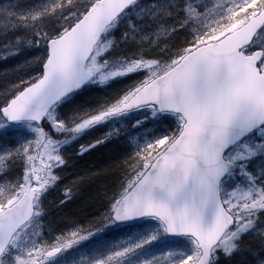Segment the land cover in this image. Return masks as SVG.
Returning <instances> with one entry per match:
<instances>
[{
	"label": "rangeland",
	"instance_id": "obj_1",
	"mask_svg": "<svg viewBox=\"0 0 264 264\" xmlns=\"http://www.w3.org/2000/svg\"><path fill=\"white\" fill-rule=\"evenodd\" d=\"M64 1H39L31 21L35 23L37 18L52 16ZM27 5L33 6L30 0L24 6ZM16 6V0H0V38L24 20L20 13L17 15ZM263 7L264 0H147L136 4L110 28L95 48L87 64V70L95 75L92 83L61 102L47 116L46 123L62 137H50L36 124H8L0 116V177L20 159L26 165L19 185L0 197V210L15 202L27 188L36 194L34 219L13 238L0 264H193L199 256L194 243L186 238L166 236L157 221L110 227L107 233L110 239L100 242L96 238L98 234L105 233L103 228L97 236L83 233L79 227L53 234L49 213L53 204L62 199L61 196L67 201L70 197L67 192L75 188L81 196L79 188L85 186L91 177L97 176L98 173L84 174L69 167L72 161L69 157L75 151L84 152L92 138L114 136L131 151L153 154L166 147L181 129L182 122L177 116L167 114L157 119L148 112L135 111L131 115L121 114L104 120L82 133L72 134L82 123L103 113L105 108V111L113 110L127 99L121 97L118 102H113L104 96V101L98 104L104 103V108L87 106L89 103L80 106V102L91 93L105 94L103 88L106 83L119 74L111 68H124V64L114 63L118 59L114 37L119 30L126 28L127 40L141 46L142 49L134 54L143 56L153 48L160 52L158 56L162 60L146 67L154 68L144 75L146 83L178 61L174 55L167 53L170 48L179 43L186 46L184 51L187 52L213 41L239 27ZM147 18L150 19L144 20ZM27 25L26 20L24 26ZM36 46L33 51L37 50ZM253 48L264 51V29ZM134 54L127 55L131 58ZM37 59L38 54L34 51L29 60L33 62L31 68L37 67ZM260 69L264 72V59ZM160 124L163 129H159ZM225 158L234 163V168L223 189L222 201L235 218V227L213 251L212 264H219L218 260L233 246L239 245L242 239L248 240L246 243L255 248H263L260 254H264V131H258L229 150ZM80 196L57 206L52 210L53 214H77L81 205ZM253 258L259 261L258 256Z\"/></svg>",
	"mask_w": 264,
	"mask_h": 264
},
{
	"label": "water",
	"instance_id": "obj_2",
	"mask_svg": "<svg viewBox=\"0 0 264 264\" xmlns=\"http://www.w3.org/2000/svg\"><path fill=\"white\" fill-rule=\"evenodd\" d=\"M138 1L97 0L74 26L51 39L41 77L0 110L6 121L40 124L54 106L89 84L94 74L86 64L95 46ZM263 26L264 10L221 39L189 52L114 110L73 131L78 134L106 118L148 106L181 116L179 135L119 200L111 219L126 224L153 218L167 236L192 238L200 252L195 264H210L213 248L234 225L220 197V184L233 167L225 154L264 126V73L258 68L263 52L242 51ZM34 197L27 189L0 212V258L33 218Z\"/></svg>",
	"mask_w": 264,
	"mask_h": 264
},
{
	"label": "trees",
	"instance_id": "obj_3",
	"mask_svg": "<svg viewBox=\"0 0 264 264\" xmlns=\"http://www.w3.org/2000/svg\"><path fill=\"white\" fill-rule=\"evenodd\" d=\"M16 1L17 15L19 16L20 13L24 17V20L18 23L13 29L7 31L0 38V109L17 93L40 78L42 65L46 58V43L48 40L59 35L74 24L95 0H66L61 6L57 7L55 10L57 12L52 16L37 18L35 23L31 21L30 18L36 14V12H34L35 5L42 0H30L33 6H24L27 0ZM145 1L147 0H143L142 2ZM130 11L131 9H129L127 13ZM126 14H124L119 21H121ZM149 19L150 18L144 20ZM26 20L28 25L25 27L24 22ZM124 29L119 30L116 33L117 36L114 37V46L116 47L115 53L117 55L116 58H118L114 63L117 65L124 64V68H111L117 70L119 74L106 83V87L103 88L105 94L91 93L80 102V106L83 107L89 103L87 106H92L97 109L100 108V106L104 108V103L98 105L104 101V96L106 100H113V102H115L114 100L118 102L121 97L124 99L129 98L145 84L144 75L146 72L150 69H154L146 67L150 66L152 62H159L162 60V57L160 58L158 56L160 52L157 51V48L151 49L144 53L143 56L134 54L142 48L136 43H131L127 40V29ZM35 46L37 50L34 51L38 54L37 67L31 68L33 62L29 60L32 53H34L33 49ZM185 47V45L178 43L177 46L170 48L167 53L179 59L184 55ZM127 54H134V57L129 58ZM128 64L130 65L126 68ZM168 65L169 64H166L165 66ZM140 111L148 112L149 115L157 119L167 116L158 114L154 108H143L138 110V112ZM133 113L134 112L126 114L131 115ZM125 126L129 125L125 123ZM41 127L47 134H50V137H52V135L62 137L56 134L46 121L41 124ZM163 127L162 124L159 125V129H163ZM86 147L84 152L80 153L75 151L69 157L72 159L69 167H71L73 171L84 174L87 172L98 174L96 177H91V180L85 184V186L79 188L82 192L81 196L79 194L80 192L76 193L78 189L75 188L67 192L70 194L67 201L61 196L62 199H60L58 203L56 202V204H53L49 213L50 225L53 228V234H61V230H76L80 228L83 233L96 235L100 232V229L103 228L105 233L98 234L99 236L96 240L104 242L110 239L107 235V233L110 232L108 229L110 227H116L110 218L113 207L132 184L140 178L153 158H155L165 146L153 154H148L147 151L134 152L131 151L130 148L120 144L114 136H101L92 138ZM24 171H26V165L22 159H20L12 163V169H6L5 172H3V175L0 177V197L14 191L15 185H19L21 175ZM225 186L226 182H224L223 187L225 188ZM75 196H80L79 200L81 201L80 208L77 209V214L65 216L53 214V209L57 206H61L63 203L71 202ZM246 241L248 240L242 239L241 242H238L239 245L233 246L228 253H225L224 256L218 260L219 264H261L262 261L264 262V254H260L263 248H255L252 244L246 243ZM225 255H227L228 258ZM254 256H258L259 261H254Z\"/></svg>",
	"mask_w": 264,
	"mask_h": 264
}]
</instances>
